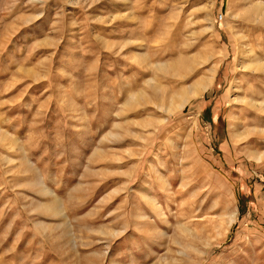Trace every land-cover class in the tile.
Here are the masks:
<instances>
[{
	"label": "rangeland",
	"instance_id": "obj_1",
	"mask_svg": "<svg viewBox=\"0 0 264 264\" xmlns=\"http://www.w3.org/2000/svg\"><path fill=\"white\" fill-rule=\"evenodd\" d=\"M258 103L264 0H0V264H264Z\"/></svg>",
	"mask_w": 264,
	"mask_h": 264
},
{
	"label": "bare ground",
	"instance_id": "obj_2",
	"mask_svg": "<svg viewBox=\"0 0 264 264\" xmlns=\"http://www.w3.org/2000/svg\"><path fill=\"white\" fill-rule=\"evenodd\" d=\"M255 6L253 5L252 2H249V6H247L244 9V14L247 15L248 17H250V18H254L256 16L255 15ZM239 16H237V17H239ZM173 71H175V73L177 72L176 69H174V68H173ZM210 72H211V74L213 76L214 70H211ZM177 73H179V72H177ZM211 81H212V77L211 76H207V78L201 79L200 81H197L196 83L191 85L189 88H186L185 90H183V92L178 95V97L180 98V100H179L180 103H178L177 105L176 104H174V105L172 104L173 106H171L168 109V113L172 114V113H174L175 110L180 109V108H184L187 104L190 103V99L191 98L198 97V96L202 95L203 93H205L207 91V89L209 88ZM255 108H257V109L259 108L262 111H264V103L256 104ZM248 133H249V131H248ZM230 134H231V138H232V140L234 142L238 141L239 138H242V136L244 135V134H240L239 132H237V128L236 127H231ZM250 158L255 160V162H260V161L264 160V153H261L258 156L250 155ZM235 220H236L235 214H233L231 216V220H230L229 223L232 224Z\"/></svg>",
	"mask_w": 264,
	"mask_h": 264
}]
</instances>
